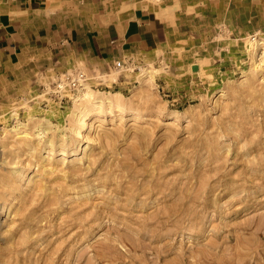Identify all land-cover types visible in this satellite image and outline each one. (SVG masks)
I'll list each match as a JSON object with an SVG mask.
<instances>
[{
	"label": "rangeland",
	"instance_id": "rangeland-1",
	"mask_svg": "<svg viewBox=\"0 0 264 264\" xmlns=\"http://www.w3.org/2000/svg\"><path fill=\"white\" fill-rule=\"evenodd\" d=\"M54 1L158 42L0 88V264H264V0Z\"/></svg>",
	"mask_w": 264,
	"mask_h": 264
},
{
	"label": "crops",
	"instance_id": "crops-1",
	"mask_svg": "<svg viewBox=\"0 0 264 264\" xmlns=\"http://www.w3.org/2000/svg\"><path fill=\"white\" fill-rule=\"evenodd\" d=\"M57 2L21 0L0 14V88L36 74L41 80L46 75L59 77L96 59L111 62L131 49L158 42L156 21L139 16L137 10L136 17L114 23V36L102 39L87 34L91 30L85 21Z\"/></svg>",
	"mask_w": 264,
	"mask_h": 264
},
{
	"label": "built area",
	"instance_id": "built-area-1",
	"mask_svg": "<svg viewBox=\"0 0 264 264\" xmlns=\"http://www.w3.org/2000/svg\"><path fill=\"white\" fill-rule=\"evenodd\" d=\"M88 80L87 74L81 69H70L63 72L57 77L55 86L59 92L67 86H71L74 90L79 89Z\"/></svg>",
	"mask_w": 264,
	"mask_h": 264
},
{
	"label": "bare ground",
	"instance_id": "bare-ground-1",
	"mask_svg": "<svg viewBox=\"0 0 264 264\" xmlns=\"http://www.w3.org/2000/svg\"><path fill=\"white\" fill-rule=\"evenodd\" d=\"M110 100V99H109ZM108 100V101H109ZM99 102H101V100L99 101ZM105 102V101H104ZM110 102H111V100H110ZM103 103V102H102ZM108 103V102H107ZM15 116L17 115V114H14ZM74 115H75V118L77 119V120H82L83 119V115H82V113H81V111H75L74 112ZM85 122V121H84ZM87 127V125L85 124L84 125V128H86ZM53 141V140H52ZM53 142H51V144H52ZM54 143H55V141H54ZM63 149V148H62ZM64 151V153L63 154H65L66 153V150H68V149H63ZM161 185V184H160ZM158 186V185H157ZM162 186V185H161Z\"/></svg>",
	"mask_w": 264,
	"mask_h": 264
}]
</instances>
